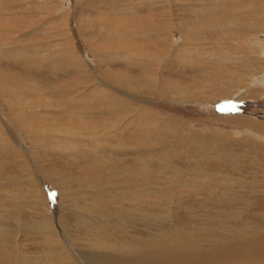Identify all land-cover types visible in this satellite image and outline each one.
<instances>
[{"label": "rangeland", "instance_id": "1", "mask_svg": "<svg viewBox=\"0 0 264 264\" xmlns=\"http://www.w3.org/2000/svg\"><path fill=\"white\" fill-rule=\"evenodd\" d=\"M25 1L28 0H0V35L5 37L1 38L0 36V40L3 39L0 42V52L14 44L30 45L32 43V45L37 46V43L42 44L43 41L45 44V36L50 35V32H46L50 26H42L45 23L40 22L41 20L44 22L46 16L43 15L45 19L42 17L41 20H37L38 17L33 19L34 13L31 11L33 4H26L23 7ZM39 1H42L40 7L43 8L44 12L46 10L56 11L54 36L52 37L53 40L51 39L53 42L55 41L53 44H56L57 49V56L54 58L56 60L51 64L57 67L55 75L50 74L48 69H46L48 71L41 70L42 72L35 71V69L32 71L33 69L30 70V67L17 60L19 57L9 60L8 58H0V73L13 84L22 83L25 85L28 82V84H37L42 89L43 95L55 103L52 104L50 101L49 110L39 109L36 106V112L41 117H34V121L30 120L27 124L25 121L23 123L19 120L18 125L15 114L20 116L25 114L30 117L29 111L23 109V104L21 106L7 104L13 98L12 101H16V95L6 89L2 90V86H0V94L2 93L0 95L2 100L0 99V101H5L4 104L0 103V108H2L0 112L3 114L0 116L5 117L3 122L10 129L11 135L14 136L11 138L3 131L5 129L0 123V130H2L0 131L2 142V144L0 143V229H2L0 232L5 233L4 241L0 243V253H5L1 250L4 246L15 247L22 254L29 256L31 264H58L50 261L51 258L45 257L46 252L50 251L48 243L59 242L56 234L48 232L49 224L57 225L56 221L58 220L56 219L58 217L62 222L64 234L72 240L75 249L86 251L92 248L90 242L108 241L103 237H92L90 230L96 231L97 228L104 229L107 227L104 230L109 231V228L117 225L116 218L120 215L126 218L123 224L126 229L130 230L132 236L146 237L145 232L154 235L166 233L165 235H167V233L180 232L184 229L196 230L199 219L202 216H207V214H211L209 220L211 223L214 205L222 200L223 203H235L236 208L243 211V216H248V218L242 219V223H240L242 227L248 226L250 222L254 221L256 222L255 225L258 224L264 228V223L261 220L257 221L250 218L251 214H258L259 211V213L264 212V151L261 152L264 150V142L262 139V141L260 140L261 136H259L260 134L264 135V128L261 125L264 122V116L262 117L264 115V96L261 97L264 93V83H253V87H250V90L254 91L252 99L238 101V99L230 97L221 100L220 97L231 96V92L234 91V88L226 83L228 77H224L225 82L217 80V76H222L225 73L227 75L229 69L227 66V70H223L225 67H219V69L216 65L203 61L211 55L217 57L224 55L225 51L227 54L230 53L233 51L231 49L233 48L231 46L233 41H237L238 43L235 45L237 44L236 46L239 45L242 50L247 51L245 49L246 44L243 45L244 48L239 44L242 42V38L247 36H258L264 40V10L262 9L264 8L262 7L264 0H169L171 7H173L172 10L174 9L173 19L170 22L166 20L165 12L162 13L164 10L162 4L167 0ZM28 2L32 3L31 0ZM19 6L23 8H16ZM253 11L255 12L253 13ZM22 12L23 15H21ZM139 14L141 17L138 16ZM139 25L140 27L145 25L144 29H138ZM37 27L39 31L42 30L40 31L42 34L40 32L32 33L31 30ZM37 34L41 35L38 36ZM223 36L225 37L223 38ZM124 39H126L128 46H134L136 51L140 46H145L148 54L147 52L144 53L147 59L144 55L141 57L142 60L144 59L143 62L146 60L143 65L139 66L134 62L137 66L134 63V65L125 66L118 57L115 58V55H110L111 52L117 51V47ZM133 40L135 41L133 42ZM220 41L222 42L220 43ZM116 44L117 47H115ZM193 49L196 50L193 51ZM30 52L28 53L30 54ZM37 52H31L33 54L29 55V58L38 60L36 59L39 55ZM44 53L46 52H42L40 61L47 56ZM47 60L45 59L44 62ZM51 61L49 60V62ZM144 66H148V68ZM253 72L257 76L264 74L262 70ZM94 75L112 85L117 79L126 75L136 87L135 91L151 101L148 102L147 109H149L150 115L155 114L152 117V126L155 125L154 129L157 126L160 133L154 131V135L150 134L149 137L145 135L147 138L143 139L142 134L138 131L141 127V119L137 122L135 131L137 147L141 148L143 142H145L143 145H146L144 151L140 152L139 162H147L145 168L152 174L150 176L152 184L147 189L152 192L151 196H147L146 192L142 191L140 193L142 194L141 199L140 197L135 199L130 197L129 193L120 195L116 191L113 192L118 183L115 177L117 168L120 167V164L131 162L128 158L125 159L127 163L124 158L120 160L121 156L116 152V148L120 146V139L117 140L115 137V140H101L100 145L103 150L100 152H104V158L99 164L93 163L92 156L88 155L91 148L89 145L90 138H92V134L96 133L93 130L94 126L96 125L97 128V125L103 120H107L110 114L99 109L101 107L99 105L100 107H95L90 115H78L83 109L64 104L67 101L66 98L71 96L68 95L70 92L60 94L59 89L56 88V86H63L65 83L69 82L70 84L71 82L73 83L71 86L77 87L75 90L79 91L77 95H80L83 89L92 92V85L97 83ZM81 86L83 87L79 88ZM127 86L125 85L124 88L129 90V86ZM173 90L177 92L175 95ZM24 92L21 93V97H24ZM53 94L54 96H51ZM93 97L94 99L99 98V96ZM10 98L12 99L9 100ZM65 105L66 107H64ZM10 108L14 111L12 112ZM101 110L104 114L100 113ZM139 110L140 108H138ZM69 115L73 116L69 117ZM232 117L237 118L232 119ZM50 120L55 121L53 126L51 125L53 121ZM162 120L164 121L162 122ZM102 124H100L101 129H103ZM257 124L258 126H255ZM251 125L253 126L251 127ZM39 127L40 129H38ZM41 127L43 130L46 128L45 130L49 132L41 133ZM63 130L68 131L69 136L58 134ZM89 131L90 133L87 134L86 132ZM41 135L44 138H41ZM128 135L126 133L124 139H127ZM61 137H64L66 143L67 141L70 142L67 144L64 142L66 145L59 144ZM15 138L21 140L22 147L14 145L13 139ZM72 140L75 142V147L78 148L70 147L69 144H73ZM39 144H43V146ZM13 146L18 147L15 148L17 151L13 150ZM69 147L70 149H68ZM110 148L113 149L110 150ZM64 149L68 151L66 152ZM71 151L76 152L71 153ZM125 155L131 157L130 154L124 153ZM86 171H91V175L86 174ZM221 171L222 173H220ZM206 177L212 179L211 183L202 184L201 178L205 179ZM226 178L231 180L220 184V186H227L228 183L232 182V191L226 197H224L226 193L221 194L222 189H217L219 193H211L212 189H216L217 181ZM256 178L257 180L260 178L261 182L258 180L257 183ZM121 181L123 180L120 179ZM247 183L250 185H245L241 189ZM101 188L107 191L103 193ZM95 190H98L99 196L101 195L99 191H102V198L92 202L91 200L94 198L92 192ZM39 191H41V195ZM127 202L129 206H127ZM133 204L134 207L132 208ZM232 204L228 206L230 207ZM103 205H105L104 208ZM103 209L107 215L109 212L112 213L111 218L109 216H107L109 219L105 218ZM96 215L98 217H93ZM128 216L136 218L130 220L127 219ZM145 222H149L150 226ZM56 227L58 228V226Z\"/></svg>", "mask_w": 264, "mask_h": 264}, {"label": "bare ground", "instance_id": "2", "mask_svg": "<svg viewBox=\"0 0 264 264\" xmlns=\"http://www.w3.org/2000/svg\"><path fill=\"white\" fill-rule=\"evenodd\" d=\"M29 1V0H28ZM25 1L22 6L24 7L26 4L30 5L33 4V8L31 11H33L34 13V18L36 19L38 17L37 20H41V18L43 17V15L46 16L43 17L44 22L41 20L40 22L45 23L42 26H50L46 32H50L49 36H45L44 39H46V43L44 44L42 42V44H38L37 46L32 45V43L30 45H13L8 46L6 43L5 45L8 46L6 47V49H4L3 51H1L0 53V58L4 59V58H8V60L10 58H17L19 57V59L22 63H24V65L30 67V70L34 71H38V72H42L41 70H45L48 71L50 70V74L55 75V72L57 71V67L51 65L52 62H54V59L57 56V49H56V44L54 45L52 40V37L54 36V30H55V22L56 20V11H51V10H46L44 12L43 8L40 7V2L39 0H31L32 3ZM45 1V0H44ZM183 1V0H180ZM17 3V2H15ZM44 3V2H43ZM162 3V2H161ZM10 4V3H9ZM42 4V3H41ZM159 4V3H157ZM1 5V4H0ZM181 5V4H179ZM178 5V6H179ZM264 5V4H262ZM5 6V5H4ZM154 6V4H153ZM163 6V12H165V18L166 20L172 21L173 19V11L172 10L173 7H171L170 5V1L167 0V2L162 4ZM161 6V7H162ZM23 7H16L18 9H22ZM31 7V6H30ZM29 7V8H30ZM157 7V5H156ZM155 7V8H156ZM264 7V6H262ZM182 8V7H181ZM152 9V8H151ZM240 9V8H239ZM264 10V8H262ZM248 10V9H247ZM17 11V10H15ZM30 11V9H29ZM251 11V10H250ZM260 11V10H259ZM258 11V12H259ZM255 11H253L254 13ZM152 13V12H151ZM29 14V13H28ZM11 15V14H9ZM8 15V16H9ZM14 15H16L14 13ZM20 15V14H19ZM21 15H23V12L21 13ZM153 15V14H152ZM160 15V14H159ZM255 15V14H254ZM258 15V14H257ZM261 15V14H260ZM139 17L140 14L138 15ZM249 16V15H248ZM138 17V18H139ZM259 17V16H258ZM262 17V15H261ZM154 18V17H153ZM254 19V18H253ZM249 20V19H248ZM8 21V20H7ZM26 21V20H25ZM141 21V20H140ZM13 22V21H12ZM15 22V21H14ZM29 22L32 23V21L29 20ZM37 22V21H35ZM34 22V23H35ZM25 23V22H24ZM33 23V25H34ZM40 24V23H39ZM143 24V23H142ZM242 24V23H241ZM147 25V24H146ZM228 25V24H227ZM41 26V25H40ZM29 28H33L28 26ZM145 27V25H144ZM144 27H140L139 28H143ZM148 27V26H147ZM150 27V26H149ZM156 27V26H155ZM245 27V26H244ZM28 28V29H29ZM45 28V27H44ZM125 28V27H124ZM158 28V27H157ZM217 28V27H216ZM128 29V28H127ZM142 29V30H143ZM147 29V28H146ZM149 29V28H148ZM151 29V28H150ZM152 29H154L152 27ZM256 29V27H255ZM10 30V28H9ZM141 30V31H142ZM156 30V29H154ZM158 30V29H157ZM160 30V29H159ZM17 31V30H16ZM15 31V32H16ZM29 31V30H28ZM32 33H39V29L38 27L31 30ZM122 31V30H121ZM127 31V30H124ZM123 31V32H124ZM139 31V30H138ZM2 32V31H1ZM13 32V31H12ZM20 32V30H19ZM30 32V31H29ZM7 33V31H6ZM42 34V32H40ZM122 33V32H121ZM136 33V32H135ZM146 33V32H145ZM154 33V32H153ZM17 34V33H16ZM41 34H37L38 36H40ZM46 34V33H45ZM221 34V33H220ZM8 35V34H7ZM21 35V34H19ZM35 35V34H34ZM48 35V33H47ZM119 35V34H118ZM157 35V33H156ZM160 35V34H159ZM1 36V35H0ZM17 36V35H16ZM28 36V35H27ZM36 36V35H35ZM37 36V37H38ZM43 36V35H42ZM122 36V35H121ZM172 36V35H171ZM225 36H223L224 38ZM1 38H5L2 37ZM40 38V37H39ZM42 38V37H41ZM125 38V37H124ZM135 38V37H134ZM184 38V37H183ZM217 38V37H216ZM261 38V37H260ZM258 36H251V37H245L242 38V42L239 43L242 46L244 44H246V48L247 51L242 50V47H240L239 45L236 46L235 43H238L237 41H233V51H231L230 53H224V55H219L216 57V55H211L210 57L208 56L206 59H203L204 63H211L213 65H216V67H225L223 70L227 68L229 69L228 74L225 75L226 71L224 72L225 74H223L222 76H217V80H222V82L224 81V77H228L226 79V83H229L233 88L234 91L231 92V96H226V97H220L222 98L221 100H225V98H236L239 100H249L252 99V93H254V91L250 90V87H253V83H264V74H262L261 76H257V74L253 71L256 70H262L264 72V40L260 39ZM52 39V40H51ZM213 39V38H212ZM3 40V39H1ZM0 40V42H1ZM217 40V39H216ZM220 40V39H219ZM227 40V39H226ZM229 40V39H228ZM35 41V40H34ZM121 41V40H120ZM135 40H133L134 42ZM162 41V40H161ZM12 42V41H11ZM37 42V41H36ZM149 42V41H148ZM182 42V41H181ZM180 42V43H181ZM222 41H220L221 43ZM137 43V42H136ZM141 43V42H140ZM150 43V42H149ZM153 43V42H152ZM188 43V42H186ZM185 43V44H186ZM190 43V42H189ZM218 43V44H220ZM225 43V42H224ZM227 43V41H226ZM1 44V43H0ZM12 44V43H11ZM159 44V43H158ZM179 44V43H178ZM217 44V45H218ZM4 45V44H3ZM4 45V47H5ZM140 45V44H138ZM118 45L116 44L115 47H117ZM230 46V47H231ZM2 47V48H4ZM134 47V46H133ZM131 46H128V43H126V39L122 40V43L119 44V47H117V51L115 52H111L110 55L114 56L115 58L118 57L121 61H123L122 63L126 66L132 65L134 62L137 65H143L145 63V61L143 62V60L141 59V57L146 54H144L145 52L148 51L145 50V46H140L137 51L136 49H134ZM174 47V45H173ZM179 47V46H176ZM191 47V46H190ZM217 47V46H216ZM225 47V46H224ZM229 47V48H230ZM37 48L41 49L38 50ZM188 48V47H187ZM218 48V47H217ZM228 48V47H227ZM244 48V46H243ZM185 49V48H183ZM204 49V48H203ZM238 49V50H237ZM192 50V49H190ZM196 49H193V51ZM219 50V49H218ZM223 50V49H222ZM29 51L33 52V51H38L37 53H39L38 57L36 59H40L42 52H46L44 54H47V56L45 57V59H48L47 62H44L45 59L43 60H35V59H30L29 55H32L33 53L30 52V54L28 53ZM180 51V50H179ZM189 51V50H188ZM62 52V51H61ZM191 52V51H189ZM222 52V51H221ZM220 52V53H221ZM152 53V52H151ZM212 53V52H211ZM216 53V52H215ZM214 53V54H215ZM223 54V52H222ZM36 56V55H35ZM34 56V57H35ZM150 56V55H149ZM105 57V56H104ZM147 56H145L146 58ZM29 58V59H28ZM110 58V57H109ZM147 59V58H146ZM186 59V58H185ZM185 59H182L183 61H185ZM201 59V58H200ZM49 60H52L51 62H49ZM16 61V60H15ZM201 61V62H203ZM208 61V62H207ZM14 62V61H13ZM156 62V61H155ZM154 62V63H155ZM195 62V61H194ZM134 63V64H135ZM133 64V65H134ZM135 64V65H136ZM151 64V63H150ZM136 65V66H137ZM152 65V64H151ZM161 65V64H160ZM145 67V66H144ZM148 68V66H146ZM145 67V68H146ZM151 68V66H149ZM26 68V67H25ZM62 68V67H61ZM48 69V70H46ZM220 69V68H219ZM29 70V69H28ZM27 70V71H28ZM131 70V69H130ZM142 70V69H141ZM140 70V71H141ZM145 70V69H144ZM217 70V69H216ZM227 70V69H226ZM96 71V70H95ZM150 71V70H149ZM222 71V69H221ZM31 72V71H28ZM152 72V71H151ZM95 74V73H94ZM150 74V73H149ZM221 75V73H220ZM51 76V75H49ZM67 76V75H66ZM95 80L97 81V83L93 86L92 92L88 91L86 89L81 90L82 92L76 91L75 89L77 87L75 86H71L73 85V83L69 82L63 86H56L58 90V92L60 94L62 93H66L71 95L68 98H66L67 101L64 102V104L66 105H71V106H77L80 107L81 109H83L81 112L78 113V115H84V114H92V110L97 107L102 109L104 111V113H108L110 114V117L107 120H103L102 123H99V125H97L98 127L96 128L94 125V132H96L94 135L92 134V138L90 141V151L89 154L88 152H86L89 156H92V162L99 164L102 160H103V153L104 152H100L102 151V146L100 145L101 140L103 139H110V140H115V137L118 139H120V146L119 148H116V152L118 154H120L121 159L124 161L126 158H128V160H130V163H126L127 164H120V167L117 168V173L115 174L116 179H117V188L116 190H114L113 192L116 191L117 194H125V193H129L131 196L135 199H137L138 197H140L141 199V195L140 194L142 191L146 192L147 196H151V191L147 190L149 189V187H151V180H150V176H152V174H150V172H148L145 168V164L146 163H140L139 162V156H140V152H143L145 149V146L143 145L145 142H143L141 144V148L137 147L138 146V142L136 140V136H135V131H136V124L139 121V119H141L142 123L140 129L138 130L140 134H142L141 136L144 138L149 137L148 135L153 134L154 131H156L155 133H160L159 130H157V126L154 129V126H152V117L155 116V114L150 115L149 113V109H147V104L148 102H151L148 98H145L144 96H142L140 93H138V91H135L136 87L129 81V78L125 75L120 77L119 79H117V81H115V84H108L105 83L101 77H98L97 75H94ZM231 77V78H230ZM55 78V77H54ZM15 79V78H14ZM121 79V80H120ZM10 80V78H9ZM20 80V79H19ZM18 81V80H16ZM15 81V83H16ZM151 81L153 82V80L151 79ZM56 82V81H55ZM127 82H129L127 84ZM158 82V81H157ZM155 82V83H157ZM221 82V83H222ZM29 83V82H28ZM25 83L24 84H13L10 83L8 81V79L6 77H3L0 73V86H2V90H7L13 93V95H16L17 100L16 101H12L13 99L10 98L9 100H11L9 103L7 102V104H10V106L15 105V106H21V104H23V109L24 110H28L30 117L25 115V114H15L16 118L18 119V122H20L19 120H21L23 123L25 121V124H27L28 121H32L34 119V117H41L39 116L36 112V106H38L39 109H46L49 110L51 105L49 104L50 100L48 97H45L43 95V91L41 88L38 87L37 84L33 85V84H28ZM154 83V82H153ZM250 83V84H248ZM54 84V83H53ZM129 86V90L128 88H124L125 85ZM154 85V84H153ZM158 85V84H157ZM52 86V85H51ZM127 86V87H128ZM263 86V85H262ZM83 86L79 87L82 88ZM90 87V86H89ZM53 89L55 87H52ZM55 88V89H56ZM260 88V87H259ZM45 89V88H44ZM158 89V88H157ZM48 90V88H47ZM51 90V89H50ZM91 90V89H90ZM170 90V89H169ZM6 91V92H7ZM25 91V92H24ZM45 91V90H44ZM142 91V90H141ZM155 91V90H154ZM174 91V90H173ZM172 91V92H173ZM262 91V90H261ZM25 93L24 97L20 96L21 93ZM48 92V91H47ZM52 92V91H51ZM150 92V91H149ZM159 92V91H157ZM264 92V91H263ZM5 93V92H4ZM144 93V92H143ZM177 92L174 91V95ZM230 93V92H229ZM2 94V93H1ZM0 94V95H1ZM36 94V95H34ZM148 95V93H146ZM228 94V93H227ZM226 94V95H227ZM262 94V93H261ZM49 95V94H48ZM67 95V96H68ZM158 95V94H157ZM254 95V94H253ZM35 96V97H34ZM51 96H54L51 95ZM50 96V97H51ZM93 96H99V98H95ZM264 96V93L262 94L261 97ZM4 98V96H2ZM14 97V96H13ZM30 97L36 98V99H31ZM87 97V99H86ZM53 98V97H52ZM1 99V98H0ZM56 99V98H54ZM2 100V99H1ZM228 100V99H227ZM160 101V100H159ZM2 101H0L1 103ZM5 102V101H3ZM2 102V103H3ZM56 102L57 99H56ZM52 103V101H51ZM55 103V102H54ZM52 103V104H54ZM4 104V103H3ZM6 104V105H7ZM58 104V103H57ZM62 104V103H60ZM59 104V105H60ZM63 104V105H64ZM66 105L64 107H66ZM100 105V106H99ZM14 106V107H15ZM28 106V107H27ZM62 107V106H61ZM63 107V108H64ZM104 107V108H103ZM209 107V106H208ZM6 108V106H5ZM27 108V109H26ZM55 108V107H54ZM138 108H140V110L138 111ZM2 109V108H0ZM12 110V108H10ZM57 109V107H56ZM62 109V108H61ZM64 110V109H63ZM102 110L100 111V113H102ZM2 111V110H0ZM8 111V110H7ZM6 111V112H7ZM14 110H12L13 112ZM17 111V110H16ZM69 111V110H68ZM11 112V111H9ZM95 112V111H94ZM0 115H3L2 112H0ZM18 113V112H17ZM102 113V114H104ZM258 113V112H257ZM5 114V113H4ZM7 114V113H6ZM14 116V113H12ZM20 114V113H19ZM64 115H66L65 113H63ZM68 114V113H67ZM260 114V113H259ZM263 114V113H261ZM44 115V114H43ZM60 115V114H58ZM149 115V116H148ZM159 115V113H158ZM49 116H51L49 114ZM71 115H69L70 117ZM73 116V115H72ZM71 116V117H72ZM85 116V115H84ZM148 116V117H147ZM157 116V115H156ZM264 115H262L263 117ZM4 117V116H3ZM44 117V116H43ZM47 117V116H46ZM52 117V116H51ZM50 117V118H51ZM250 117V115H249ZM5 118V117H4ZM2 116H0V123L2 124L3 128L5 131L11 138L14 137L11 135L10 133V129L8 128V126H6V124L3 122ZM62 118V117H60ZM85 118V117H84ZM161 118V117H160ZM235 117H232V119ZM237 118V117H236ZM235 118V119H236ZM239 118V117H238ZM25 119V120H24ZM27 119V120H26ZM65 119V118H64ZM216 119V118H215ZM247 119V118H246ZM9 120V119H8ZM42 120V118H41ZM39 120V121H41ZM59 120V119H58ZM63 120V119H62ZM82 120V119H81ZM254 120V119H253ZM34 121V120H33ZM38 121V122H39ZM51 122L53 120H50ZM61 121V120H59ZM77 121V120H76ZM164 120H162L163 122ZM167 121V120H166ZM248 121V120H247ZM257 121V120H256ZM255 121V122H256ZM259 121V120H258ZM261 121V120H260ZM79 122V121H78ZM77 122V123H78ZM254 122V121H251ZM250 122V123H251ZM263 122V121H262ZM9 123V122H7ZM42 123V122H40ZM55 121H53L52 124H54ZM64 123V122H63ZM61 123V124H63ZM80 123V122H79ZM78 123V124H79ZM82 123V121H81ZM90 123V122H89ZM96 123V122H94ZM98 123V122H97ZM264 123V122H263ZM263 123H261L262 128L263 127ZM44 124V123H43ZM46 124V123H45ZM60 124V123H59ZM60 124V125H61ZM100 124L103 125V129L100 128ZM248 124V123H247ZM8 125V124H7ZM19 125V124H18ZM30 125V124H29ZM37 125V124H36ZM58 125V122H57ZM64 125V124H63ZM84 125V123H83ZM175 125V124H174ZM10 126V125H9ZM12 126V125H11ZM27 126V125H25ZM39 126V125H38ZM50 126V123H49ZM53 126V125H52ZM51 126V127H52ZM69 126V125H68ZM78 126V125H77ZM160 126V125H159ZM253 125H251L252 127ZM255 126H258L255 125ZM254 126V127H255ZM14 127V126H13ZM21 127V126H20ZM29 128L31 126H28ZM27 127V128H28ZM36 127V126H35ZM34 127V128H35ZM45 127V126H42ZM41 127V128H42ZM261 127V126H260ZM1 128V129H3ZM26 128V127H25ZM28 128V129H29ZM37 128V127H36ZM35 128V129H36ZM81 128V127H80ZM100 128V129H99ZM257 128V127H256ZM17 129V128H16ZM34 129V130H35ZM40 129V127L38 128ZM46 128L41 129V133L43 132V134H45V132H49L45 130ZM60 129V128H59ZM63 129V128H62ZM73 131L74 128H72ZM90 129V127H89ZM138 129V128H137ZM14 130V129H13ZM18 130V129H17ZM22 130V128H21ZM27 130V129H26ZM31 130V129H30ZM167 130V129H166ZM256 130V129H255ZM262 130V129H261ZM2 131V130H0ZM39 131V130H37ZM72 131V130H71ZM70 131V132H71ZM72 131V132H73ZM78 131V130H77ZM257 131V130H256ZM16 132V131H15ZM19 134V131H17ZM93 132V133H94ZM253 132V131H252ZM260 132V131H259ZM258 132V133H259ZM263 132V131H262ZM1 133V132H0ZM28 133V132H26ZM37 133V132H36ZM77 133V132H76ZM75 133V134H76ZM87 134L90 133L86 132ZM129 134L127 136V139H124L125 134ZM154 133V134H155ZM165 133V132H164ZM264 133V132H263ZM17 134V135H18ZM30 134V133H29ZM42 134V135H43ZM56 134V132L54 133V135ZM60 136H69V132L68 131H60ZM78 134V133H77ZM76 134V135H77ZM138 134V133H137ZM153 134V135H154ZM16 135V134H15ZM27 135V134H25ZM41 135V138L43 137ZM47 135V134H46ZM52 135V134H51ZM79 135V134H78ZM84 135V134H83ZM147 135V137L145 136ZM257 135V134H256ZM254 135V136H256ZM1 136V134H0ZM5 136H7L5 134ZM32 136V135H31ZM36 136V134H35ZM34 136V137H35ZM75 136V135H74ZM88 136V135H87ZM258 136V135H257ZM256 136V138H257ZM259 136H264L262 134H260ZM8 137V136H7ZM40 137V136H39ZM77 137V136H76ZM75 137V138H76ZM99 137H101L100 139H98ZM153 137V136H152ZM263 142H264V137L261 138ZM21 138V137H19ZM44 138V137H43ZM63 138V139H62ZM73 138V135H72ZM74 138V139H75ZM126 138V137H125ZM138 138V137H137ZM173 138V137H172ZM9 139V138H8ZM34 139V138H33ZM134 139V140H133ZM258 139V138H257ZM6 140V139H4ZM3 140V141H4ZM25 140V139H24ZM27 140V139H26ZM35 140V139H34ZM60 143L61 145L64 144V142L66 143V140H64V137L60 138ZM259 140V139H258ZM261 140V141H262ZM14 141V145L18 146V147H22V143H20L21 140H18L17 138L13 139ZM40 141V140H39ZM44 141V140H43ZM73 141V140H72ZM71 141V142H72ZM46 142V141H45ZM70 142V141H69ZM67 141V143H69ZM167 142V141H166ZM169 142V141H168ZM246 142V141H245ZM256 142V141H255ZM259 142V141H257ZM262 142V143H263ZM0 143L2 144L1 140ZM5 143H7V141H5ZM4 143V144H5ZM11 143V141H10ZM31 144H34L32 142H30ZM51 143V142H50ZM56 143V142H55ZM66 143V144H67ZM73 144L75 143L74 141L72 142ZM108 143V142H106ZM140 143V142H139ZM9 144V143H8ZM8 144H6L8 146ZM46 144V143H44ZM49 144V143H48ZM64 144V145H66ZM69 144L70 147L74 146L75 144ZM147 144V142H146ZM233 144V142H232ZM257 144V143H256ZM24 145V144H23ZM36 145V143H35ZM41 146H43V144H39ZM39 145H37L39 147ZM58 145V144H57ZM112 145V144H110ZM252 145V144H251ZM2 146V145H1ZM12 146V145H11ZM25 146V145H24ZM157 146V145H156ZM162 146V145H161ZM263 146V145H262ZM4 147V146H3ZM6 147V146H5ZM14 147V146H13ZM17 147V148H18ZM70 147L68 149H70ZM77 147V146H76ZM75 147V148H76ZM99 147V148H98ZM254 147V146H252ZM264 147V146H263ZM16 147L13 148V150H15ZM16 148V149H17ZM78 148V147H77ZM106 148V147H105ZM108 148V147H107ZM256 148V146H255ZM1 149V148H0ZM3 149V148H2ZM24 149V148H23ZM81 149V148H80ZM113 148H110V150H112ZM263 149V148H262ZM5 150V149H4ZM21 150V149H20ZM61 150V148H60ZM66 151V149H64ZM106 150V149H105ZM166 150V149H165ZM17 151V150H15ZM24 151V150H23ZM28 151V150H27ZM63 151V150H62ZM61 151V152H62ZM68 151V150H67ZM66 151V152H67ZM220 151V150H218ZM264 150H262L261 152H263ZM9 152V151H8ZM30 152V151H29ZM70 152V150H69ZM74 151H71V153ZM76 152V151H75ZM74 152V153H75ZM106 152V151H105ZM221 152V151H220ZM19 153V151H18ZM64 153V152H63ZM79 153V152H78ZM81 153V152H80ZM84 153V152H83ZM112 153V152H111ZM124 153L130 154L131 157H127L126 155L124 156ZM147 153V152H146ZM264 153V152H263ZM239 154V153H238ZM259 154V152H258ZM21 155V154H20ZM23 155V154H22ZM21 155V156H22ZM25 155V154H24ZM31 155V154H30ZM110 155V154H107ZM113 155V154H112ZM228 155V154H227ZM226 155V156H227ZM19 156V157H21ZM80 156V155H79ZM85 156V155H84ZM213 156V155H212ZM245 156V155H244ZM82 158L85 159V157H83L81 155ZM237 157V156H236ZM240 157V156H239ZM242 157V156H241ZM247 157V156H246ZM216 158V157H215ZM238 158V157H237ZM229 159V157H228ZM73 160V159H72ZM216 160V159H215ZM108 162V160H106ZM226 163V161H224ZM230 162V160L228 161V163ZM236 162V161H235ZM90 163V162H89ZM104 163V162H103ZM103 163L101 164V166L103 165ZM216 163V162H215ZM92 164V163H90ZM106 164V163H105ZM253 165V164H252ZM251 165V166H252ZM214 166V165H213ZM220 167V166H219ZM227 167V166H226ZM225 167V168H226ZM223 168V169H225ZM233 168V167H232ZM222 169V170H223ZM227 170V169H226ZM233 170V169H232ZM103 171V170H102ZM101 171V172H102ZM213 171V170H212ZM260 171V170H258ZM198 172V171H197ZM211 172V171H210ZM91 171H86V174L91 175ZM222 173V171L220 172ZM225 173V172H223ZM230 173H232L230 171ZM263 173V172H262ZM198 174V173H197ZM229 174V173H228ZM258 174V173H257ZM261 174V173H260ZM220 175V174H219ZM218 175V176H219ZM222 175V174H221ZM110 176V175H109ZM252 176V175H251ZM111 177V176H110ZM217 177V176H216ZM240 177V176H239ZM114 178V177H112ZM122 179L123 181L120 182V179ZM223 178V177H222ZM230 178V177H229ZM226 178V179H221L219 181H217L216 185V189H212L211 193L216 194L217 192L219 193V190L222 189V193H226L224 197H226L228 195V193H230L232 191V185L231 183H228V185H223L220 186V184H224L225 182H228V180L230 181L231 179ZM245 178V177H242ZM264 178V177H263ZM261 178V179H263ZM37 179H39L37 177ZM47 179V178H46ZM220 179V177H219ZM254 179V178H253ZM227 180V181H226ZM235 180V179H234ZM259 182H261L260 178L258 179ZM258 180L256 178V181L258 183ZM201 183L206 184V183H211L210 181H212V179H209L208 177L201 178ZM250 181V180H249ZM255 181V180H254ZM39 182V181H38ZM156 182V181H155ZM188 182V181H187ZM184 183V180H183ZM181 182V185L183 184ZM256 183V182H255ZM256 183V185H257ZM11 184V183H10ZM197 185V184H196ZM200 185V184H199ZM245 185H250V184H244L241 189L243 187H245ZM11 186V185H10ZM183 186V185H182ZM215 186V185H214ZM184 187V186H183ZM206 187V186H205ZM211 187V186H210ZM210 187H208L210 189ZM186 188V187H185ZM260 188V187H259ZM40 189V188H39ZM102 189V188H101ZM159 189V188H158ZM194 189V187H193ZM219 189V190H217ZM103 190L107 191V190ZM147 190V191H146ZM202 190V189H201ZM200 190V191H201ZM91 191V190H90ZM112 191V190H109ZM156 191V190H155ZM193 191V190H192ZM206 191V189H205ZM98 190H95V192H92L93 195V199L91 200L93 202L100 200L102 198V191H99V193L101 192V195L99 196V194H97ZM189 192V191H188ZM202 192V191H201ZM208 192V191H207ZM210 192V190H209ZM40 195H41V191H39ZM155 193V192H154ZM187 193V192H186ZM206 193V192H205ZM188 194V193H187ZM44 195V193H43ZM205 195V194H204ZM236 195V194H235ZM110 196V195H109ZM211 197V196H209ZM42 198V197H41ZM107 197H105L106 199ZM122 198V197H121ZM146 198V197H145ZM144 198V199H145ZM219 198H222V196ZM104 199V200H105ZM110 199V198H108ZM115 199V198H114ZM209 199V198H208ZM8 200V199H7ZM107 200V199H106ZM105 200V202H106ZM111 200V199H110ZM222 200V199H221ZM1 201V200H0ZM5 202V200H3ZM12 201V200H11ZM144 201V200H143ZM142 201V202H143ZM3 202V204H4ZM118 202V201H117ZM126 203V202H125ZM128 203V202H127ZM137 203V202H136ZM119 204V203H118ZM135 204V203H134ZM134 204L132 206V208L134 207ZM232 203H228L225 202L223 203V200L220 201L219 203H216L214 205L213 208V216H212V221L211 223H209V220L211 219V214H207V216H202L199 219V225L196 227V230L193 231H188V229H184L180 232L178 231H174L172 233H167V235L163 234H149L148 232H145V236L146 237H135L132 236L130 233L129 229L125 228V225L123 224L125 222L124 216L120 215L116 218V226H114L113 228H109V231H106L104 229H107V227H103L104 229H96V231H91L90 233L93 236H98L99 238L103 237L106 238V240L108 241H100V242H95V243H91L92 248H89L88 250H76L74 247V244L72 242V240H70L69 236L67 237L66 234H64V231L62 229V222L60 220V217H58L56 220L57 225L50 223L49 224V233H54L56 234V236L59 238V242L56 243L54 242L53 244L48 243L49 245V249L50 251L46 252V258L49 259L50 261L53 262H57L58 264H264V228L261 226L255 225L256 222H250L248 224V226L242 227L240 225V223H242V219L244 218H248V216H243V211H240L239 208H236V204L233 203L230 207L228 205H230ZM32 205V204H31ZM112 205V204H110ZM105 205H103L104 208ZM117 206V205H116ZM129 206V203L128 205ZM102 207V206H101ZM94 208V207H92ZM107 208V207H106ZM105 208V209H106ZM131 208V209H132ZM143 208V207H142ZM102 209V208H101ZM113 209V208H112ZM133 210V209H132ZM132 210H130V212H132ZM105 210L103 209V212ZM109 212V211H108ZM260 212V211H259ZM258 214H251L250 218H253L254 220L257 221H262L264 223V212H261ZM94 213V212H93ZM100 213V212H99ZM89 214V212H88ZM96 214V213H95ZM111 214L109 212V215H107L106 211H105V218L109 219V217L111 218ZM101 215V214H100ZM103 215V216H104ZM116 215V214H115ZM102 216V215H101ZM109 216V217H107ZM113 216V215H112ZM130 217L132 215H129ZM127 217V219H132L130 217ZM252 216V217H251ZM93 217H98L93 216ZM3 218V217H2ZM1 218V220H2ZM101 218V217H100ZM99 218V219H100ZM136 218V217H135ZM133 218V219H135ZM47 219V218H45ZM103 219V218H102ZM105 220V219H104ZM115 220V219H114ZM248 220V219H247ZM97 221V220H96ZM107 221V220H106ZM151 221V220H149ZM249 221V220H248ZM3 222V221H2ZM92 222V221H91ZM100 222V221H98ZM103 222V221H102ZM106 223V222H104ZM111 223V222H110ZM64 224V223H63ZM100 224H103L100 222ZM107 224V223H106ZM113 224V221H112ZM145 224L150 226L149 222H145ZM99 225V224H98ZM58 226V228L56 227ZM104 226V224H103ZM244 226V225H243ZM263 226V225H262ZM110 227V226H109ZM170 229V228H169ZM2 230V229H0ZM175 230V229H174ZM102 231V233H101ZM158 233V232H157ZM4 235L5 233L0 232V243H2L4 241ZM10 237V235H8ZM8 238V237H7ZM57 238V239H58ZM105 240V239H104ZM110 240V241H109ZM51 244V245H50ZM47 245V246H48ZM46 247V246H45ZM1 250L5 253H0V264H31V260L29 258V256L22 254L20 251H18V249H16L15 247H2ZM40 251V250H39ZM48 260V261H49ZM33 263V262H32ZM39 264V263H38ZM46 264V263H44Z\"/></svg>", "mask_w": 264, "mask_h": 264}, {"label": "water", "instance_id": "3", "mask_svg": "<svg viewBox=\"0 0 264 264\" xmlns=\"http://www.w3.org/2000/svg\"><path fill=\"white\" fill-rule=\"evenodd\" d=\"M44 188H46V187H44ZM46 190H47V188H46Z\"/></svg>", "mask_w": 264, "mask_h": 264}]
</instances>
